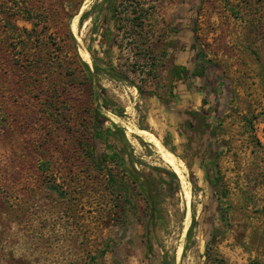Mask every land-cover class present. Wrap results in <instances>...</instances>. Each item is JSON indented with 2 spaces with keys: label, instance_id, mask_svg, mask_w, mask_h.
I'll list each match as a JSON object with an SVG mask.
<instances>
[{
  "label": "rangeland",
  "instance_id": "obj_1",
  "mask_svg": "<svg viewBox=\"0 0 264 264\" xmlns=\"http://www.w3.org/2000/svg\"><path fill=\"white\" fill-rule=\"evenodd\" d=\"M114 1L0 0V264H264V0Z\"/></svg>",
  "mask_w": 264,
  "mask_h": 264
},
{
  "label": "trees",
  "instance_id": "obj_2",
  "mask_svg": "<svg viewBox=\"0 0 264 264\" xmlns=\"http://www.w3.org/2000/svg\"><path fill=\"white\" fill-rule=\"evenodd\" d=\"M106 3H107V9L109 10V11H111L112 12V16L113 17H115V15H116V13H117V7H116V2L114 1V0H106ZM134 13H136V12H134ZM85 17V16H84ZM131 26H137V27H142L143 26V18L142 17H140V18H137V20H131ZM203 57H202V53L200 52L199 53V59H202ZM82 65L84 66V68L86 69V72L89 74V76H90V78H91V80L93 81L94 80V77H95V74L94 73H92V71H91V69H90V67H89V65L87 64V63H85V62H82ZM181 73L182 74H186V73H188L187 71H186V69L185 68H181ZM98 126H99V124L97 123L96 124V131L94 132V138H95V140H100V141H102L105 145H107L108 144V138L110 137V136H113L114 135V131H112V130H106L103 134L101 133L102 131H100V130H98L99 128H98ZM106 155L105 154H103L101 157H100V160L103 162V161H105V159H106ZM111 177V179H113V176L112 175H110ZM174 176H176L175 174H174ZM135 181V180H134Z\"/></svg>",
  "mask_w": 264,
  "mask_h": 264
},
{
  "label": "bare ground",
  "instance_id": "obj_3",
  "mask_svg": "<svg viewBox=\"0 0 264 264\" xmlns=\"http://www.w3.org/2000/svg\"><path fill=\"white\" fill-rule=\"evenodd\" d=\"M73 30L76 31L77 30V27H76V24L73 25ZM89 59V58H88ZM142 134L144 135H148V133L146 131H141ZM149 138H150V141L155 143V145L159 148H161L162 150V157L164 159V161L173 169V171H175V173H177V175L182 178L185 174V167L183 165V163L181 161H179L176 156H174L172 153L164 150V148L161 146L159 140L149 134ZM189 194V193H188Z\"/></svg>",
  "mask_w": 264,
  "mask_h": 264
}]
</instances>
